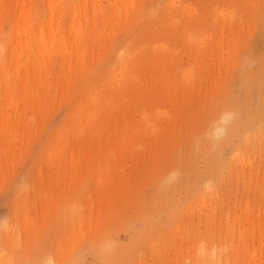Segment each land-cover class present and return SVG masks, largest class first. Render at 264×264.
Listing matches in <instances>:
<instances>
[{"label":"rangeland","instance_id":"obj_1","mask_svg":"<svg viewBox=\"0 0 264 264\" xmlns=\"http://www.w3.org/2000/svg\"><path fill=\"white\" fill-rule=\"evenodd\" d=\"M93 2L84 22L82 0H55L69 67L53 47L37 73L31 45L9 77L11 110L0 97V121L11 119L0 140V264H201L202 248L229 241L238 264H257L256 232H239L246 212L256 224L264 211V101L251 76L264 63V0ZM46 3L30 0L34 32ZM16 7L0 0L11 59ZM245 117L233 146L224 125ZM208 182V202H195ZM218 263L223 255L207 264Z\"/></svg>","mask_w":264,"mask_h":264},{"label":"bare ground","instance_id":"obj_2","mask_svg":"<svg viewBox=\"0 0 264 264\" xmlns=\"http://www.w3.org/2000/svg\"><path fill=\"white\" fill-rule=\"evenodd\" d=\"M218 3V2H217ZM216 3V4H217ZM95 3L93 0H82L81 6H77L74 9V14H80L84 22L86 21V8L89 6L90 12L92 15L95 14L96 7L94 5ZM213 4V3H212ZM47 18L45 21V26H40L38 30L35 32L32 30V27L30 26L29 20H30V0H17V11H14V13H17L16 23L14 24V36L11 38V42L14 44L12 48V55H14V59H11V53L9 54L6 49L1 51L0 47V87H1V94L0 97L3 101V107L6 111H9L12 109L13 100L10 97V92L12 87L16 88V84L13 83L9 77L12 74H16L18 71V67L20 65V62L24 60L25 58V50H27L28 47L31 45H36L37 49V62L35 69L37 70V73L42 75V72L46 73L47 71L44 69V56L49 55V49L55 47L56 49H59V54L63 62L69 67V62L71 59L72 51L69 48L70 45L68 44L67 40L60 34L59 31V23H58V17L54 19L55 17V0H47ZM254 9V8H253ZM189 13H191V10H189ZM219 13V11H217ZM221 13V12H220ZM203 17V16H201ZM199 16V18H201ZM36 23L42 24V19L40 16L35 17ZM203 21L202 19H200ZM187 21V20H186ZM190 21V20H189ZM192 22L196 21L194 19H191ZM190 21V22H191ZM198 22V19H197ZM203 23V22H202ZM201 23V24H202ZM189 24V22H188ZM196 27V23H193ZM189 24V26L193 25ZM200 24V23H199ZM187 25V24H186ZM206 25V23L202 24ZM199 25L197 24V27ZM201 26V25H200ZM71 34L73 36V46L75 50V55L77 57L81 56L80 53V41L77 36V30L78 25L75 24L73 21L70 25ZM6 43L7 40H4ZM194 47V46H193ZM194 52H197V48L193 50ZM211 53V50L208 51ZM83 55V54H82ZM5 59L10 62V65L5 66ZM264 62V61H263ZM11 65H13V68H11ZM263 66L260 68L261 70L257 73H253L251 75L252 77H256L258 88L261 91V100L264 101V63ZM6 75V76H4ZM247 77L250 75L246 74ZM40 84V83H39ZM264 103V102H263ZM262 117L264 119V112L262 113ZM228 117L227 113H221L218 118H221V120H225ZM242 119H234L231 122L226 123L224 126L230 131L229 135L225 136L224 140L227 141L229 144L233 145L235 142H237L241 135H244V131L246 127H249V123L252 121L251 119L244 118ZM31 120L29 119L28 122ZM11 123V119L8 115H5L2 120L0 121V140L7 139L6 136V130ZM248 124V125H247ZM219 131V129H217ZM16 137L14 136L13 139ZM234 146V145H233ZM242 165H244L242 163ZM217 172H215L216 175ZM194 190L197 191V185L193 186ZM213 186L209 182L206 183L204 186V192L202 196L198 193L196 195L195 202H201L203 205L208 202L206 199V192H210L212 190ZM245 218L243 220L244 226L240 229L239 234L244 233V227L251 229V235L256 232L257 239H258V245L256 247H252V244L245 243V248H248L249 246L252 247L251 251H249L251 259L257 262V264H264V255L262 256V253L264 254V238L259 239L260 235L264 234V228H260L259 222L262 217H264V211L260 213L258 211L256 217V224L249 222L248 214L245 213ZM233 226H231L232 228ZM256 228V229H255ZM251 242V239H250ZM201 264H207L211 261H217L219 262L220 257L223 255L224 257V263L225 264H238L235 259L231 257V253L234 252V248L231 244V241H229V244L224 246V250L222 248H202L201 251ZM230 254V255H229ZM48 258V257H47ZM53 259V258H52ZM46 261V259H45ZM53 261V260H52ZM47 262V261H46ZM45 264V263H44ZM219 264V263H218Z\"/></svg>","mask_w":264,"mask_h":264}]
</instances>
